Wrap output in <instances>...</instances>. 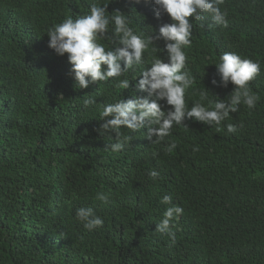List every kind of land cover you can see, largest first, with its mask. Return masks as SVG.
I'll return each instance as SVG.
<instances>
[{
    "label": "trees",
    "instance_id": "1",
    "mask_svg": "<svg viewBox=\"0 0 264 264\" xmlns=\"http://www.w3.org/2000/svg\"><path fill=\"white\" fill-rule=\"evenodd\" d=\"M94 2L108 4L109 17L117 9L129 15L144 37L172 22L167 13L156 18L153 0H0V264H264V0H224L227 27L207 12L202 21L193 17L184 49V71L195 78L189 109L200 91L216 101L235 90L231 82L212 84L221 80L216 64L225 52L260 64L250 83L260 97L255 108L242 103L219 126L185 118L159 144L147 139V127H122L131 139L120 152L108 147L115 130L97 131L101 111L147 95L136 85L151 67L149 52L124 75L84 89L67 54L48 46L49 28L90 14ZM113 30L111 22L109 35ZM165 44L156 41L152 55L168 62ZM125 78L131 87L118 88ZM89 98L96 103L85 107ZM229 123L243 126L230 133ZM173 140L177 147L168 153ZM98 193L110 194L108 202ZM165 195L170 205L161 202ZM177 205L184 211L171 222L173 242L155 230ZM80 207L93 208L103 226L87 230L76 216Z\"/></svg>",
    "mask_w": 264,
    "mask_h": 264
},
{
    "label": "clouds",
    "instance_id": "2",
    "mask_svg": "<svg viewBox=\"0 0 264 264\" xmlns=\"http://www.w3.org/2000/svg\"><path fill=\"white\" fill-rule=\"evenodd\" d=\"M153 2L156 5V18L159 19L167 13L172 22L160 25L158 32L147 37L137 34L130 27L129 15L117 9L109 17L108 4L102 6L95 2L91 4L90 14L75 19L69 16L62 23L49 28L47 33L50 38L48 46L60 56L67 54L72 65L71 72L74 73L79 87L84 89L89 87L90 81H106L124 75L135 65L142 64L145 52H149L151 67L142 71V78L136 85L139 91L146 92L147 95L126 100L122 98L102 108L101 117L104 122L97 131L104 135L109 130H115L116 142L108 145L113 152H120L131 139L128 136L122 137L120 132L122 127L133 131L147 127V139L159 144L171 135L173 125L182 124L185 118H195L208 125L219 126L230 113L237 112L242 103L253 109L260 99L250 88L251 81L260 73V64L252 59L242 58L235 52H225L220 58L221 62L216 64L217 74L221 80L213 78L212 84L227 87L231 82L235 85V90L227 100L216 101L208 100V91H200V100L194 102L189 109L186 93L195 83V78L184 71L188 59L184 49L190 47L192 43L191 19L194 17L195 20L202 21L205 17L201 13L207 12L211 14L215 24L227 27V12L222 11L220 7L224 0H153ZM111 22H114V30L113 34L109 35ZM102 39L110 40L117 46L106 48L100 42ZM161 39L166 42L168 62L152 55L159 49L156 41ZM104 65H107L106 70ZM116 86L128 89L131 87V81L125 78ZM162 100H166L167 105L171 106L168 111L163 110L160 103ZM206 100L207 106L203 103ZM94 103L96 101L91 98L84 101L85 107ZM242 126L229 123L227 130L234 133ZM217 131L221 129L217 127ZM176 147L177 143L173 140L167 145L166 151L171 153ZM193 151H199V147L195 146ZM156 155L158 153L153 152V156ZM159 175L156 170L149 171V176L153 180ZM109 195L98 193L97 199L107 203ZM161 202L170 205L172 197L165 195ZM183 211V207L178 205L167 207L155 231L171 235L174 242L175 234L171 231V222L174 217L183 214ZM76 216L87 230L102 227L104 223L91 207H80ZM61 236L63 237V234Z\"/></svg>",
    "mask_w": 264,
    "mask_h": 264
}]
</instances>
